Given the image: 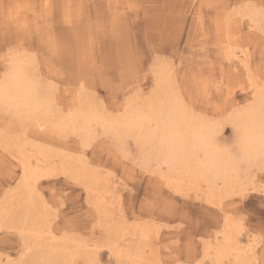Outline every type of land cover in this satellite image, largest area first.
Returning <instances> with one entry per match:
<instances>
[{
  "label": "rangeland",
  "instance_id": "374dc122",
  "mask_svg": "<svg viewBox=\"0 0 264 264\" xmlns=\"http://www.w3.org/2000/svg\"><path fill=\"white\" fill-rule=\"evenodd\" d=\"M261 7L264 0H0V79L10 60L24 57L41 92L54 100L53 113L64 115L78 97L114 119L128 105L142 108L176 96L195 116L215 124L220 142L234 154V118L258 104L253 97L259 88L252 81L264 86ZM245 54L248 69L241 62ZM2 116L0 264H136L126 254L139 241L135 226L149 232L151 248L144 255L152 261L156 249L161 264H220L207 246L215 244V237L220 242L226 219L240 240L242 261L264 264L259 162L239 163L232 179L243 183L242 190L221 180L212 189L206 182L186 180L184 192H176L159 175L166 166L159 171L155 162L143 165L142 145L133 137L122 145L96 127L94 141L84 147L79 136L61 139ZM17 148L36 157L43 151L56 167L49 177L59 179L41 178L27 193ZM64 159L66 169L61 168ZM61 203L68 207L61 209ZM68 216L75 220L68 223ZM115 241L120 253L113 250Z\"/></svg>",
  "mask_w": 264,
  "mask_h": 264
},
{
  "label": "bare ground",
  "instance_id": "6f19581e",
  "mask_svg": "<svg viewBox=\"0 0 264 264\" xmlns=\"http://www.w3.org/2000/svg\"><path fill=\"white\" fill-rule=\"evenodd\" d=\"M254 23L256 25L257 21H255ZM257 25H260V24H257ZM22 55L25 56L24 54ZM242 57L243 58L241 62L248 69V65H247L248 60L246 59V54L243 55ZM28 66H29L28 60L24 59V57L22 56H16L12 60H10V63L7 66L8 69H6L7 72L5 71L6 73L4 74V76L2 75L3 77L0 79V115H3L10 121L13 118H17L21 121L25 120L28 126L34 127L36 129L37 128L38 129H48L58 134L59 136H61V139L62 137H67L71 134H73L74 136L75 135L79 136L81 138V142L84 147H87L88 145H90L91 144L90 141L91 142L94 141L93 140L94 132H95L94 128L96 127L97 128L101 127L102 130H104L105 132L112 133L114 135L113 138H115L116 142L120 144L122 143V145L125 142V139H127L128 137H133L137 141V144L139 143L142 145V151L140 152H142L141 159L143 161V165L146 167H149L152 162L153 163L155 162L159 165L161 169L160 170L158 168L159 171H162V166H166L167 171L165 172L163 171L164 173L159 172L160 173L159 175L162 178V180L167 184V186L168 185L172 186L171 188H173L176 192H182V191L184 192V190H181V189H182V183L186 180L190 181L191 185L192 184L195 185L199 181L206 182L208 184V188L210 187V189H212L213 187H216L215 183L217 180H221V183L223 182L226 186L230 187L234 185L242 190L243 183L238 184L236 180L232 179V177L234 176L233 173L234 172L236 173L239 170V163L240 165H242L241 164L242 162H245L247 164H250V163L256 164L259 162V157H260V152H261L260 143H259L260 132H261V125L262 123H264V117L262 116V112H263L262 108L264 107V94L261 93L260 91L261 88L258 87V83L254 84L255 80L252 81L253 82L252 86L255 88H259V90L255 91L253 98H255L258 101V104L254 108H250L246 111L240 112L235 116L234 120L236 121V123H238V126H237L238 132L236 133L237 138H235L237 145H235V147L238 146V150L236 149L235 150L236 153L233 154L230 152V150L228 149L226 150V148H224L225 144L223 145L220 142L224 140L223 138L219 139L220 136L216 130L217 126L213 123L208 122L207 119L201 118V116L203 117V115L201 116L199 115L200 117L198 115L195 116L194 113L184 105L182 100L176 96L173 98L164 97V100L160 102L149 101L142 108H138V107L133 108L128 105L124 113H122V115L120 114L121 115L120 117L114 118V119L106 117L100 110L96 108L97 106L93 107L91 105L89 106L85 105V103H83V101H81L79 97L76 99L74 109L70 110L69 113H67L66 115H64L65 113L58 114L59 112L53 113L54 112L53 111L54 100L48 94L44 95L41 92L40 86L38 82H36L33 79V76L31 75ZM159 79L161 80V77ZM169 84L171 83L169 82ZM83 88L84 87H82V89ZM78 95H81V94H78ZM176 95L178 96V94ZM72 102L73 101H71V104ZM73 105H74V102H73ZM217 129L220 130V127ZM0 132L3 135L6 133V132L3 133L2 131ZM124 145L126 144L124 143ZM119 147H122V146H119ZM39 150L40 149H38L37 151ZM25 151L22 148H17L16 150L17 157L15 158L18 160L19 164L22 167V183L25 187L29 188L27 193H30V192H33L31 190L34 189V187L36 186V184L41 178L49 177L53 175V173L56 172V167L50 166V164L48 163L49 159L47 162L43 158V156H46V154L42 155L43 151L40 152L37 157L34 155H29ZM137 155L139 156L140 154H137ZM66 160L64 159L63 162L61 163V168L63 169H66L67 167ZM82 165H85V164H82ZM68 170L69 168H67V171ZM186 186L187 185H185V187ZM173 189H170V190H173ZM212 193H213L212 190L208 193V195H206L207 193H205V195L208 196L207 199L209 200V202L211 201ZM185 194L186 193H184V195ZM212 198H214V196ZM232 226L233 224L230 222V220L226 219L225 221L226 229L223 232L222 239L219 242L218 238L215 237L214 239L215 244L213 243L214 247L211 246V244L209 243V245L207 246L208 250L213 249V252L215 255L214 261L216 260L217 263L222 264L225 261H230L233 259V264H245V262L242 261V255L244 254L241 255L240 253V251L243 250V249L240 250V247H241L240 242H239L240 240L232 236V232H233ZM135 228H136L135 231L138 230L137 231L138 233L137 232L136 233L139 236V241L137 245L135 244L136 247L134 248H130V246L128 247L130 249L126 250L127 257L130 258L132 261H134L136 264H141L144 261L150 262V264H161L160 260L158 259L156 249H154V251H152L151 253V255L154 256L153 259L155 258V260L152 261L151 258H146V256L144 255V253L146 252L145 248L147 246L149 247V244H150L149 235H148L149 232L147 231V229H143L138 226L137 227L135 226ZM132 231L134 232V229ZM44 234L46 235V233ZM36 235H39V234L36 233ZM121 236H123V234ZM121 238H119V240ZM116 242L117 241L112 243L113 250L117 252V248H118L119 253H120V250H121L119 249L120 246L116 248V245H115L114 247V244ZM247 242H248V247L250 249V252L248 250L247 251L251 254L252 253L251 249H253V248H250L252 247V244H251L252 242L250 240H247ZM72 260L74 259L72 258L71 261L69 262H72Z\"/></svg>",
  "mask_w": 264,
  "mask_h": 264
},
{
  "label": "snow or ice",
  "instance_id": "6c2138e0",
  "mask_svg": "<svg viewBox=\"0 0 264 264\" xmlns=\"http://www.w3.org/2000/svg\"><path fill=\"white\" fill-rule=\"evenodd\" d=\"M258 11L260 12L261 15H264V7H261L260 9H258ZM261 93L264 94V87H261L260 89ZM260 148H261V152H260V157H259V164L261 167V170H264V123H262L261 125V132H260ZM42 179H59V177H43ZM68 207L67 204L61 203L60 204V208L61 209H66ZM57 211V215H56V221L60 220V216H59V209L56 210ZM75 220V217H71L68 216L66 217V221L68 223H71ZM17 264H19V262H17Z\"/></svg>",
  "mask_w": 264,
  "mask_h": 264
}]
</instances>
